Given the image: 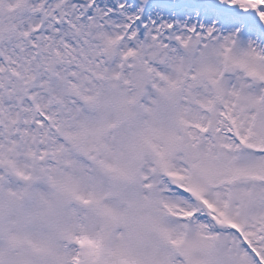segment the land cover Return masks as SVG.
<instances>
[{
  "label": "snow or ice",
  "instance_id": "1",
  "mask_svg": "<svg viewBox=\"0 0 264 264\" xmlns=\"http://www.w3.org/2000/svg\"><path fill=\"white\" fill-rule=\"evenodd\" d=\"M0 264H264V0H0Z\"/></svg>",
  "mask_w": 264,
  "mask_h": 264
}]
</instances>
